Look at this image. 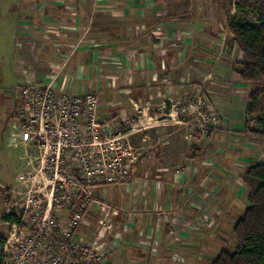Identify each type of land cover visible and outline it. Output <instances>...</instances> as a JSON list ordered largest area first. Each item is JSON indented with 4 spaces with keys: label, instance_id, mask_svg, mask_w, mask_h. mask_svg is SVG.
<instances>
[{
    "label": "rangeland",
    "instance_id": "374dc122",
    "mask_svg": "<svg viewBox=\"0 0 264 264\" xmlns=\"http://www.w3.org/2000/svg\"><path fill=\"white\" fill-rule=\"evenodd\" d=\"M27 1L0 0V237L3 239L10 237L16 227L12 225V218L23 211L19 209L21 205H27L26 192L31 187L29 181H16L20 173V155L17 149L5 142L9 126L18 114L19 102L16 103L14 94L24 85L33 84L34 80L27 81L29 74L33 79L44 76L47 79L63 67L58 64L61 67L46 73L45 67L43 69L45 58L35 51L36 43L18 38V23L25 14L21 7ZM202 1L196 0V3ZM235 1L207 0V9L211 5L216 8L214 19L199 17L208 21L205 28L198 27V30L202 29L207 35L213 31V40L207 44L209 51L200 55L196 45L182 43L174 46L181 50V72L184 73L181 79L185 78L181 85V99L175 108L177 113L174 114L175 120L180 121L174 124L179 126L175 139L171 133L177 129L173 128L172 118L167 113L168 105L173 101L168 96L162 97L165 105L158 113L162 118L153 119L149 125L144 120L139 122L143 118L142 108L131 110L128 118L116 123H112V119H106L105 123L98 119L100 128L94 142L100 141L101 148L106 146L108 151L96 154L100 150L96 144L86 148L94 153L91 159L107 164L111 158H118L119 166L114 171L102 170L88 177L80 171V204L87 199L88 208L77 226L75 237L85 245H100L98 251L106 264H127L123 261L129 256L135 259L130 264H210L221 250L233 251L235 248L232 229L247 205L248 189L242 183V176L252 164L264 163V114L260 111L248 113L247 102L252 85L239 78L238 62L242 60V54L232 42L228 28L234 20L257 24L258 16L251 11L236 10ZM22 51L25 59L21 61ZM39 70L46 74H37ZM190 70L193 75L188 74ZM168 81L172 83L170 78ZM259 86H264V80ZM99 101L98 97L97 109ZM160 109L149 105L144 111L156 114ZM102 117L107 118V115ZM163 119V129L157 131L156 121ZM105 129L112 136L118 133L125 136L109 146L102 139ZM80 139L93 143L85 121L80 122ZM162 144L164 149L158 148ZM126 166L129 169L123 172ZM147 185L152 187L149 191L148 188L142 191ZM155 185L159 190V202L164 201L158 210L141 205L144 192L148 203L157 195L154 193ZM74 189H70V197L77 201ZM41 190L47 197L49 188ZM131 191L138 193L139 203L135 208V200L130 198ZM46 203L39 206L45 207ZM176 204L182 206L177 213L173 212ZM192 206L196 210L191 209ZM37 207L33 205V208ZM63 210H66L65 206ZM131 212L135 215L145 212L158 217L159 228L153 226L152 233L147 234L149 237H142L151 243L148 253L139 250L146 245L142 238L126 243L123 233L118 240L119 230L124 226L120 216ZM174 215L178 218H173ZM64 218V211L57 214L59 223L67 222ZM125 244L131 249L123 252ZM141 257H145L144 261L135 263ZM11 260L9 264H13Z\"/></svg>",
    "mask_w": 264,
    "mask_h": 264
},
{
    "label": "crops",
    "instance_id": "0c3cea01",
    "mask_svg": "<svg viewBox=\"0 0 264 264\" xmlns=\"http://www.w3.org/2000/svg\"><path fill=\"white\" fill-rule=\"evenodd\" d=\"M34 1L28 0L21 7L25 14L18 23L17 36L36 43L35 51L45 58L43 69L45 67L46 73L61 67L58 64L63 65L60 90L95 92L100 99L99 120L102 119L100 122L103 123L106 119H112V123L119 122L128 118L131 110L142 108L143 118L139 122L144 120L149 125L153 119L162 118L158 114L165 105L162 97L168 96L173 104L168 105L167 113L172 118L173 128H179L174 125L180 123L174 114L177 113L175 108L181 99V85L185 78L181 79L184 74L181 72V50L174 46L182 43L196 45L200 55L209 51L207 44L213 40V31L210 30L208 35L202 31L208 20L202 21L199 17L214 19V5L207 9V0H201L200 4L196 0H40L43 5ZM198 27L202 28L201 31ZM197 38L200 40L195 41ZM22 59H25L24 55ZM44 71L36 72L46 74ZM188 74L194 73L190 70ZM32 76L29 74L27 81L34 80L33 84H40L45 79V76L41 79H33ZM149 105L161 109L156 110V114L145 112ZM104 114L107 118L102 117ZM164 120L156 121L157 131H162ZM178 133V129L173 130V139ZM158 148L164 149V145ZM188 185L192 186V183ZM149 187L152 185L145 186L142 191L147 188L149 191ZM157 188L155 185L154 193L157 195L153 200L148 198L151 204L146 200V193L142 194L145 201L142 199L141 205L155 210L163 206L164 201L159 202ZM131 192L135 208L139 203L138 193ZM164 199L168 201V198ZM181 207V204H176L173 212L177 213ZM157 218L145 212L121 215L124 226L119 230L118 240L123 233L126 243L148 238L152 227L157 229L160 226ZM143 240L146 245L139 250L148 253L151 243ZM130 247L125 244L123 252ZM144 259L137 258L135 263ZM134 260L129 256L123 262L130 264Z\"/></svg>",
    "mask_w": 264,
    "mask_h": 264
},
{
    "label": "built area",
    "instance_id": "2783aa9c",
    "mask_svg": "<svg viewBox=\"0 0 264 264\" xmlns=\"http://www.w3.org/2000/svg\"><path fill=\"white\" fill-rule=\"evenodd\" d=\"M60 71L42 84L24 85L14 94L19 102L18 114L9 126L5 142L20 155L16 181H29L31 187L26 192L27 205H21L19 209L23 211L12 218L16 227L0 243L1 264H9L10 259L13 264H106L98 251L100 245H85L75 237L88 208L87 199L80 204V171L86 177L102 170L114 171L119 159L111 158L107 164L91 159L94 153L86 148L90 144L100 147L96 154L108 151L106 146L101 148L100 141L94 142L100 128L98 97L94 92L60 90ZM84 121L93 143L80 139V122ZM103 134L102 139L109 146L125 136H112L106 129ZM128 169L126 166L123 172ZM40 188H49L47 197ZM72 188L77 201L70 197ZM42 203L47 205L40 207ZM34 204L38 209L33 208ZM62 211L67 222L59 223L57 214Z\"/></svg>",
    "mask_w": 264,
    "mask_h": 264
},
{
    "label": "trees",
    "instance_id": "16d2710c",
    "mask_svg": "<svg viewBox=\"0 0 264 264\" xmlns=\"http://www.w3.org/2000/svg\"><path fill=\"white\" fill-rule=\"evenodd\" d=\"M234 6L238 11H251L258 16L257 24L234 20L228 28L232 42L242 54L239 78L252 85L248 113L264 114V86H259L264 80V0H236ZM242 183L248 189L247 205L232 229L235 248L221 250L210 264H264V163L248 167Z\"/></svg>",
    "mask_w": 264,
    "mask_h": 264
}]
</instances>
